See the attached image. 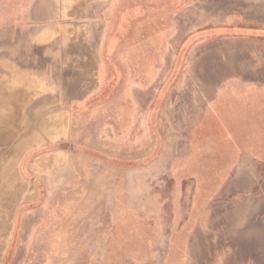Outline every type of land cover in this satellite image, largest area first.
<instances>
[{
    "label": "rangeland",
    "instance_id": "rangeland-1",
    "mask_svg": "<svg viewBox=\"0 0 264 264\" xmlns=\"http://www.w3.org/2000/svg\"><path fill=\"white\" fill-rule=\"evenodd\" d=\"M0 264H264V0H0Z\"/></svg>",
    "mask_w": 264,
    "mask_h": 264
}]
</instances>
